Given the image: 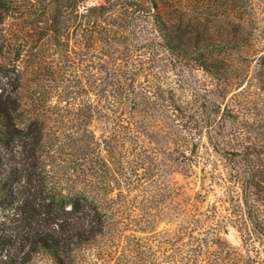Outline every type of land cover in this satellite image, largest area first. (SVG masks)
<instances>
[{
	"label": "trees",
	"instance_id": "trees-1",
	"mask_svg": "<svg viewBox=\"0 0 264 264\" xmlns=\"http://www.w3.org/2000/svg\"><path fill=\"white\" fill-rule=\"evenodd\" d=\"M22 2L0 0V264H41L44 257L53 264H226L228 243L219 236V226L208 221L213 218L208 210L194 217L180 242L155 229L144 234L155 219L138 212L149 203L148 194L139 200L138 191L148 192L150 175L146 156L129 158L136 129L118 109L119 96L95 89L92 99L90 89L67 70L71 65L85 68L94 57L84 35L90 26L81 29L80 37L81 25L74 28L73 57L67 48L63 61L53 68L46 65L43 76H55V85L34 79V72L22 76L12 65L9 55L18 36L5 19ZM70 13L53 18L51 30L59 42H69L64 33L73 23ZM46 33L38 31L40 36ZM163 44L173 58L185 52L173 35ZM202 65L215 76L223 75L214 62ZM148 92L139 101L142 121L160 124L173 141L187 145L205 130L208 144L224 159L226 180L241 183L243 205L232 203L230 213L216 219L220 227L235 217L245 227L251 222L264 239L258 192L264 170L251 164V145L230 125L238 115L236 104L208 98L192 108L182 105L174 90L156 87ZM95 116L106 125L101 138L90 129ZM137 166L145 172L140 174Z\"/></svg>",
	"mask_w": 264,
	"mask_h": 264
},
{
	"label": "rangeland",
	"instance_id": "rangeland-1",
	"mask_svg": "<svg viewBox=\"0 0 264 264\" xmlns=\"http://www.w3.org/2000/svg\"><path fill=\"white\" fill-rule=\"evenodd\" d=\"M21 1L23 5L10 10L5 19L6 26L15 28L18 36L9 58L22 76L34 72L33 78H41L47 86L59 79L51 76L46 80V65L53 68L57 61H63L67 48L73 57L74 28L81 25L78 36L84 26L92 29L84 35L94 57L87 60L85 68L71 65L67 70L90 89L92 99L95 89L119 96L118 109L136 129V139L129 142L133 152L129 158L146 156L148 164L144 166L150 175L148 192L144 193V188L138 191L139 200L148 194L149 203L138 212L155 219L144 234L155 229L180 242L187 238L194 217L208 210L213 217L208 221L219 226V236L228 243L223 254L226 264H264V239L251 222L245 227L233 217L220 227L216 221L230 213L232 203L243 205L242 187L240 182L224 177V159L208 144L206 131L197 134L189 145L173 141L160 124L141 120L139 102L145 91L153 92L156 87L174 90L181 104L192 108L208 98L233 102L239 111L230 125L251 145V164L264 170V0ZM94 4L103 8H89ZM67 13L73 23L64 33L69 42L64 43L57 41L51 27L54 16ZM42 30L47 33L38 35ZM171 35L185 50L178 57L174 53L175 58L163 44ZM204 61L221 66L223 75L215 76L202 65ZM134 89L135 98L130 93ZM90 129L101 138L105 122L95 116ZM192 142L198 143L194 146ZM101 149L107 156L104 145ZM137 167L140 174L145 172V167ZM258 189L264 218V182ZM213 207L217 212H212ZM40 262L53 264L45 257Z\"/></svg>",
	"mask_w": 264,
	"mask_h": 264
}]
</instances>
